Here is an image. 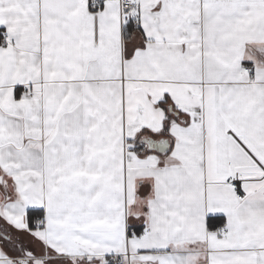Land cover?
Here are the masks:
<instances>
[{
  "label": "snow or ice",
  "instance_id": "obj_1",
  "mask_svg": "<svg viewBox=\"0 0 264 264\" xmlns=\"http://www.w3.org/2000/svg\"><path fill=\"white\" fill-rule=\"evenodd\" d=\"M0 264H264V0H0Z\"/></svg>",
  "mask_w": 264,
  "mask_h": 264
}]
</instances>
